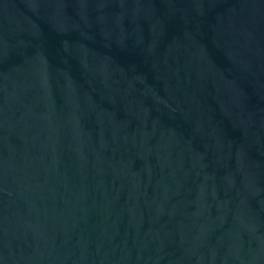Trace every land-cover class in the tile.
I'll return each instance as SVG.
<instances>
[{
  "label": "water",
  "instance_id": "95a60500",
  "mask_svg": "<svg viewBox=\"0 0 264 264\" xmlns=\"http://www.w3.org/2000/svg\"><path fill=\"white\" fill-rule=\"evenodd\" d=\"M0 264H264V0H0Z\"/></svg>",
  "mask_w": 264,
  "mask_h": 264
}]
</instances>
